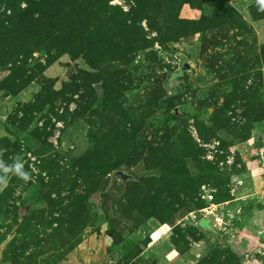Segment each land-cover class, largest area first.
Instances as JSON below:
<instances>
[{
	"label": "rangeland",
	"instance_id": "1",
	"mask_svg": "<svg viewBox=\"0 0 264 264\" xmlns=\"http://www.w3.org/2000/svg\"><path fill=\"white\" fill-rule=\"evenodd\" d=\"M262 17L0 0V264H264Z\"/></svg>",
	"mask_w": 264,
	"mask_h": 264
},
{
	"label": "clouds",
	"instance_id": "2",
	"mask_svg": "<svg viewBox=\"0 0 264 264\" xmlns=\"http://www.w3.org/2000/svg\"><path fill=\"white\" fill-rule=\"evenodd\" d=\"M257 4L259 6V10L264 11V0H257ZM0 168H3L2 159H0ZM3 170L5 172L14 174L15 176L24 180L25 182H27L32 178L30 173L24 169V164L21 161L14 163L12 168H3ZM7 186H8V180L3 183L2 187H0V191H3L4 188H6Z\"/></svg>",
	"mask_w": 264,
	"mask_h": 264
},
{
	"label": "water",
	"instance_id": "3",
	"mask_svg": "<svg viewBox=\"0 0 264 264\" xmlns=\"http://www.w3.org/2000/svg\"><path fill=\"white\" fill-rule=\"evenodd\" d=\"M199 67L206 71L208 70V68L203 66L202 64H199ZM190 69H191L190 64L187 61H183L182 63L179 64V66L174 71H172L169 74V76L173 80L177 77H180L185 71L190 70ZM32 203H33V199H30L28 202L29 206L25 208V211L30 208V205Z\"/></svg>",
	"mask_w": 264,
	"mask_h": 264
},
{
	"label": "trees",
	"instance_id": "4",
	"mask_svg": "<svg viewBox=\"0 0 264 264\" xmlns=\"http://www.w3.org/2000/svg\"><path fill=\"white\" fill-rule=\"evenodd\" d=\"M207 220H208V218H206V219H201L200 221H198V224L201 225L200 223H201L202 221H206V223H207ZM207 229H210V227H207ZM130 264H133V263H130Z\"/></svg>",
	"mask_w": 264,
	"mask_h": 264
},
{
	"label": "crops",
	"instance_id": "5",
	"mask_svg": "<svg viewBox=\"0 0 264 264\" xmlns=\"http://www.w3.org/2000/svg\"><path fill=\"white\" fill-rule=\"evenodd\" d=\"M258 21V20H257ZM260 23H264V17L260 18L259 20ZM200 221V220H199Z\"/></svg>",
	"mask_w": 264,
	"mask_h": 264
}]
</instances>
